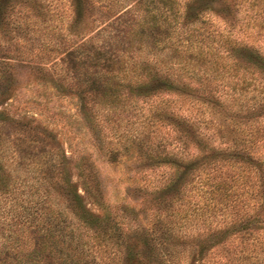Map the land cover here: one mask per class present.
<instances>
[{"label":"rangeland","instance_id":"374dc122","mask_svg":"<svg viewBox=\"0 0 264 264\" xmlns=\"http://www.w3.org/2000/svg\"><path fill=\"white\" fill-rule=\"evenodd\" d=\"M14 1L8 19L27 27L34 43L24 46L33 52L52 48L55 57L56 51L88 38L92 49L114 54L113 68H125L116 80H148L137 74L147 65L156 70L152 80L171 82L168 89L146 96L121 95L114 114L94 107L105 139H118L122 146L135 137L147 152L157 149L148 162L156 164L137 173L132 165L137 158L129 153L134 144L116 162H106L68 91L26 87L17 95L21 103L41 104L33 108L66 154L88 155L111 203L139 204L135 190L146 186L149 192L168 182L178 161H211L195 171L182 198L160 216L162 224L170 223L176 251L158 254L147 264H264V74L233 51L251 47L264 59V0ZM54 72L72 78L57 64ZM122 92L127 94L126 88ZM48 149L29 164L30 157L21 159L25 153H15L7 143L0 147L12 180L8 197L0 196V222L32 196L33 186L27 184L55 158ZM241 153L252 161L238 162ZM218 176L229 185L226 199L208 194ZM156 215L152 211L147 217ZM202 241L208 248L190 255L191 244ZM108 259L101 264H115L116 257Z\"/></svg>","mask_w":264,"mask_h":264},{"label":"trees","instance_id":"16d2710c","mask_svg":"<svg viewBox=\"0 0 264 264\" xmlns=\"http://www.w3.org/2000/svg\"><path fill=\"white\" fill-rule=\"evenodd\" d=\"M14 5V0H0V147L7 143L15 153H25L27 156L21 155V159L30 157L29 164L40 158L46 147L47 153L50 150L55 158L44 168L39 167L41 176H33L31 184H27L33 186L32 196L22 200L20 209L0 222V264H101L103 257L108 260L116 257L115 264H147L158 254L176 251V244L169 238L170 223L162 224L160 216L182 198L184 187L190 185L195 171L211 161H178L168 182L149 192L146 186L135 190L139 204L111 203L88 155L66 154L56 143L55 134L38 117L41 115L35 111L38 108H33L41 104L36 100L21 103L17 99L26 87H34L35 91L45 88L68 91L67 96L76 98L79 119L96 146L104 150L106 162H116L134 144L129 153L137 158L132 163L137 173L156 164L148 162L156 157L157 149L147 152L142 139L136 142L135 137L122 146H117L118 139L115 142L105 139L94 107H107L114 114L121 95L146 96L168 89L170 80H152L156 70L147 65H141L137 74L149 76L148 80H116V74L125 68H113L114 54L92 49L88 38L56 51L55 57L52 48L42 47L33 52L24 46L34 43L33 37L26 34L27 27L20 28L16 20L8 19ZM151 26H156L153 19ZM233 51H240L248 66L264 74V59L251 47H234ZM55 64L59 70L72 73L71 80L57 77L53 73ZM28 76L33 80H28ZM123 88L127 94L122 92ZM239 156L243 157L238 160L241 163L253 159L248 153ZM3 157L0 150V196L7 198L12 180ZM254 159L255 165L260 166ZM209 186V195L226 199L229 185L225 178L218 176ZM261 186L264 192V181ZM152 211L157 215L148 219ZM191 245L192 256L208 248L204 241Z\"/></svg>","mask_w":264,"mask_h":264}]
</instances>
